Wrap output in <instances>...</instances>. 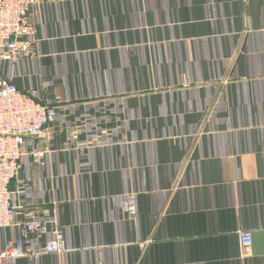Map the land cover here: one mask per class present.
<instances>
[{"label":"crops","instance_id":"obj_1","mask_svg":"<svg viewBox=\"0 0 264 264\" xmlns=\"http://www.w3.org/2000/svg\"><path fill=\"white\" fill-rule=\"evenodd\" d=\"M28 21L0 77L57 117L10 185L0 240L45 222L17 264H264V0H35Z\"/></svg>","mask_w":264,"mask_h":264},{"label":"built area","instance_id":"obj_2","mask_svg":"<svg viewBox=\"0 0 264 264\" xmlns=\"http://www.w3.org/2000/svg\"><path fill=\"white\" fill-rule=\"evenodd\" d=\"M35 0H0V59L18 61L33 54V43L28 37L34 29L28 21ZM57 117V107L38 98L35 91L20 88L11 79L0 77V231L14 224L17 207L13 202L11 182L17 178L25 145L29 138L46 135L50 124ZM33 160L44 164L48 152L33 150ZM128 214L137 213L136 194L126 197ZM19 234L2 242L0 240V264H17L27 255L26 244L41 235L45 222L31 213L19 225ZM241 251L244 256L251 253V231L239 232ZM65 235L58 229L46 241L43 253H59L65 250Z\"/></svg>","mask_w":264,"mask_h":264}]
</instances>
